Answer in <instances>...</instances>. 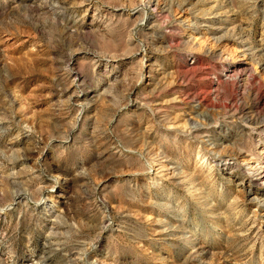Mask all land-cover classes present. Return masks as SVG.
I'll return each instance as SVG.
<instances>
[{
    "label": "rangeland",
    "instance_id": "374dc122",
    "mask_svg": "<svg viewBox=\"0 0 264 264\" xmlns=\"http://www.w3.org/2000/svg\"><path fill=\"white\" fill-rule=\"evenodd\" d=\"M255 164L264 0H0V264H264Z\"/></svg>",
    "mask_w": 264,
    "mask_h": 264
},
{
    "label": "bare ground",
    "instance_id": "6f19581e",
    "mask_svg": "<svg viewBox=\"0 0 264 264\" xmlns=\"http://www.w3.org/2000/svg\"><path fill=\"white\" fill-rule=\"evenodd\" d=\"M144 21H146V19ZM202 117L204 118L205 116L203 115ZM205 120H206V117H205ZM200 126L201 125L199 123L197 124V123H194L193 122L191 127L194 130H198L200 128ZM208 145L215 146V143H212V141H211V142L208 143ZM224 166H226V165L224 164ZM234 167L235 166H230L229 165V166H227V169L233 170ZM263 168H264V165H262L261 167H257L256 164L253 165V166H248V169L247 170H248V172L251 173V176L253 178L251 180H247V181H245V180L242 179L241 181L237 182V184H235L236 190L238 191L240 189H245V190H248V191L251 192L252 190H250L249 184L250 183H253V182H256L257 184L264 185V169ZM225 169H226V167H225ZM23 197L24 196L19 195L15 199H21ZM254 199L257 200V202L259 203V205L264 209V195L263 196H260L258 198L257 197H254Z\"/></svg>",
    "mask_w": 264,
    "mask_h": 264
}]
</instances>
